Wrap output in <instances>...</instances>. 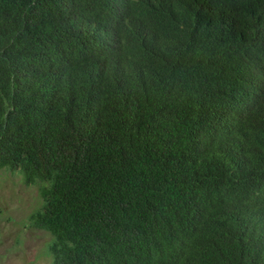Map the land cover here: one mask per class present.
<instances>
[{"label":"trees","instance_id":"trees-1","mask_svg":"<svg viewBox=\"0 0 264 264\" xmlns=\"http://www.w3.org/2000/svg\"><path fill=\"white\" fill-rule=\"evenodd\" d=\"M3 168L51 264H264V0H0Z\"/></svg>","mask_w":264,"mask_h":264},{"label":"rangeland","instance_id":"rangeland-1","mask_svg":"<svg viewBox=\"0 0 264 264\" xmlns=\"http://www.w3.org/2000/svg\"><path fill=\"white\" fill-rule=\"evenodd\" d=\"M43 204L39 184L20 172L0 169V264H51L52 235L30 223Z\"/></svg>","mask_w":264,"mask_h":264}]
</instances>
